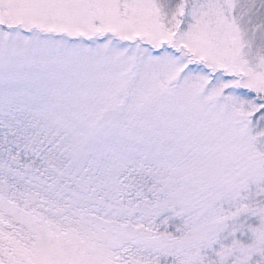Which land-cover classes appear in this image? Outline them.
I'll use <instances>...</instances> for the list:
<instances>
[{
	"label": "snow or ice",
	"instance_id": "1",
	"mask_svg": "<svg viewBox=\"0 0 264 264\" xmlns=\"http://www.w3.org/2000/svg\"><path fill=\"white\" fill-rule=\"evenodd\" d=\"M0 264H264V0H0Z\"/></svg>",
	"mask_w": 264,
	"mask_h": 264
}]
</instances>
